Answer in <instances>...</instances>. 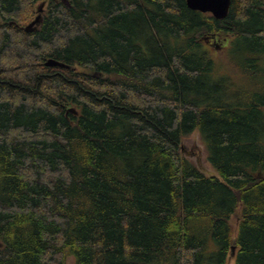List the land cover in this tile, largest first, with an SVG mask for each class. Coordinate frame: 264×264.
I'll return each mask as SVG.
<instances>
[{"label":"trees","instance_id":"1","mask_svg":"<svg viewBox=\"0 0 264 264\" xmlns=\"http://www.w3.org/2000/svg\"><path fill=\"white\" fill-rule=\"evenodd\" d=\"M39 1L0 0V264H264V0H47L26 32Z\"/></svg>","mask_w":264,"mask_h":264},{"label":"rangeland","instance_id":"2","mask_svg":"<svg viewBox=\"0 0 264 264\" xmlns=\"http://www.w3.org/2000/svg\"><path fill=\"white\" fill-rule=\"evenodd\" d=\"M243 43V40L237 41L234 36H228L226 40L224 39L221 42L216 40V44H212L211 46L213 50L212 54L216 59L215 71L217 74L229 78V88L231 91L236 89L239 90L240 87L246 88V83H248L245 69L248 66V63L251 64L252 60L247 59L249 55L240 52V44L243 46ZM257 81H259L258 78H255L253 85ZM239 98L242 103H246L248 100L243 92L238 96L237 100ZM183 149L185 156L194 162L205 174L211 175L216 173L215 169L209 162L206 144L198 130L183 137ZM232 224H236V217L232 218Z\"/></svg>","mask_w":264,"mask_h":264},{"label":"water","instance_id":"3","mask_svg":"<svg viewBox=\"0 0 264 264\" xmlns=\"http://www.w3.org/2000/svg\"><path fill=\"white\" fill-rule=\"evenodd\" d=\"M62 1H65V0H62ZM186 2L189 8L193 10H198L204 13L209 12L218 19L225 18L228 15L230 5H231V0H186ZM44 5L45 3H43L38 8L39 12L36 15V17L24 27V30L26 32L34 31L37 28V26L40 24L42 20V11H43ZM45 64L47 66H60V67L67 66L65 63L55 60L53 58H48ZM69 110L73 112L75 111L74 108H70Z\"/></svg>","mask_w":264,"mask_h":264},{"label":"flooded vegetation","instance_id":"4","mask_svg":"<svg viewBox=\"0 0 264 264\" xmlns=\"http://www.w3.org/2000/svg\"><path fill=\"white\" fill-rule=\"evenodd\" d=\"M65 4H68V0H65V1H63ZM43 3H45V5H44V8H43V11H44V9L46 8V6H47V0H41V1H39V3H38V5H37V7L39 8ZM43 11H42V13H43ZM3 19L1 18V16H0V21H2ZM9 22H10V24H12V23H15L13 20H9ZM41 22H42V20H41ZM40 22V23H41ZM30 23V22H29ZM27 25V24H26ZM26 25H24V26H21L23 29H24V27L26 26ZM37 28H38V26H37ZM36 28V29H37ZM35 29V30H36Z\"/></svg>","mask_w":264,"mask_h":264}]
</instances>
